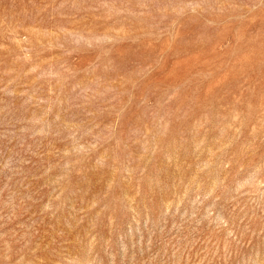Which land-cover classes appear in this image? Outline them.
<instances>
[{
  "label": "rangeland",
  "instance_id": "374dc122",
  "mask_svg": "<svg viewBox=\"0 0 264 264\" xmlns=\"http://www.w3.org/2000/svg\"><path fill=\"white\" fill-rule=\"evenodd\" d=\"M0 264H264V0H0Z\"/></svg>",
  "mask_w": 264,
  "mask_h": 264
}]
</instances>
